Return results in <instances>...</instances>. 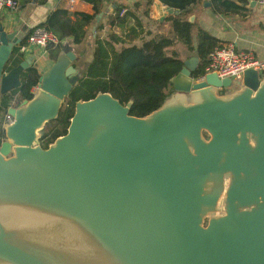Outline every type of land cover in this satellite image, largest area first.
I'll return each instance as SVG.
<instances>
[{"label": "water", "instance_id": "obj_1", "mask_svg": "<svg viewBox=\"0 0 264 264\" xmlns=\"http://www.w3.org/2000/svg\"><path fill=\"white\" fill-rule=\"evenodd\" d=\"M25 31L0 25V264H264V76L195 81L196 55L158 109L99 92L44 147L81 71L64 45L14 105Z\"/></svg>", "mask_w": 264, "mask_h": 264}, {"label": "trees", "instance_id": "obj_2", "mask_svg": "<svg viewBox=\"0 0 264 264\" xmlns=\"http://www.w3.org/2000/svg\"><path fill=\"white\" fill-rule=\"evenodd\" d=\"M30 1L32 0H21L23 4ZM83 1L93 6L92 13L75 12L73 19L72 13L68 10L57 8L38 25L57 34L62 41L56 46L49 47L54 60L66 44L73 48L75 45L87 43L94 50L92 60L74 86L59 117L50 121L42 130L41 143L45 147L67 132L76 102L91 99L99 92H110L123 104L132 100L130 113L135 116H145L161 107L174 92L172 77L184 65L179 53L171 49L177 41L183 43L189 50L196 51L199 64L195 76L205 73L210 64V53L223 45L220 39L185 17L188 8L201 0H160L163 4L180 10V14L166 18L171 24L169 34L163 32V21L153 19L149 15L148 6L154 0H146L145 9L140 14L124 5L115 7L110 11L105 31L101 22L95 31L92 30L97 16L105 10L104 0ZM210 1L215 10L230 13L243 12L249 3V0ZM135 6L138 7L139 4L136 3ZM116 28H127L128 33L123 36ZM194 34L197 36L196 46ZM89 36L94 38L93 41L88 40ZM27 39L28 37L23 43H26ZM18 51L19 46L14 49V65L22 60ZM84 53L85 49H82L76 60L81 61ZM40 75L36 66H31L23 72L21 86L10 93V96L15 98L16 105L34 96L32 88L38 84ZM10 96L3 97V105L6 107ZM0 130L4 134L1 127ZM205 135L208 137L207 133Z\"/></svg>", "mask_w": 264, "mask_h": 264}, {"label": "crops", "instance_id": "obj_3", "mask_svg": "<svg viewBox=\"0 0 264 264\" xmlns=\"http://www.w3.org/2000/svg\"><path fill=\"white\" fill-rule=\"evenodd\" d=\"M145 1L146 0H104L105 10L103 11L104 14L101 19L106 13L110 14V11H113V9L119 5L127 6L132 9V11L140 14L145 9ZM136 3L139 4L138 7L135 6ZM248 5L241 13H230L215 10L213 3L210 0H201L188 8L185 17L190 22H198L199 26L220 39L223 42V45L234 43L237 50L253 51L257 57L264 59V5H259L258 2L254 8H251ZM57 8L66 9L65 0H46L45 3H37L35 0H32L24 4L20 0V7L17 11L9 9L3 11L0 17L1 25H3L8 31L21 29L26 26L25 37L23 40L25 41L32 28L44 22L49 14ZM148 11L151 18L163 21V32L166 34H169L171 31L170 21L166 20V18L180 14L179 9L165 5L160 0H154L152 4L148 6ZM69 12L72 13V17L75 19L73 13H92L93 6L86 1L80 0L76 10ZM100 22L101 20L99 23ZM95 23L96 21L92 25L93 31L96 29L94 28ZM99 23L97 25H99ZM116 30L123 36H126V33H128L127 28H116ZM193 40L194 45L196 46V34H194ZM81 45L84 46L85 43ZM81 45H75L71 50L75 51L78 55L82 51ZM175 46L176 49L174 46L171 49H175L179 53V58L183 61L197 55L196 51L189 50L179 41L176 42ZM89 47L92 46L88 45V48ZM87 55L93 57V50ZM29 56H35L33 66H36L40 73H43L54 62V59L51 57V49L49 48L47 52H44L41 49L31 46L27 53L22 54L21 58ZM86 56H83V61H86L84 60ZM91 59L87 61L86 64L89 63ZM83 61H75L76 66L80 68L81 74L86 68L82 65ZM224 90L229 91L228 89ZM15 104L16 102L14 105ZM5 111L8 113L7 110ZM1 112L0 117L2 115Z\"/></svg>", "mask_w": 264, "mask_h": 264}, {"label": "built area", "instance_id": "obj_4", "mask_svg": "<svg viewBox=\"0 0 264 264\" xmlns=\"http://www.w3.org/2000/svg\"><path fill=\"white\" fill-rule=\"evenodd\" d=\"M80 0H65V6L68 11H75ZM259 5H264V0H257ZM20 7V0H0V17L5 9L17 11ZM1 25V20H0ZM61 41L60 37L46 29L45 27L35 26L32 28L27 42L19 46V54L28 52L31 46L47 52L49 47L58 45ZM210 64L205 73L195 77V81H200L205 78L209 72H215L217 75L224 78L243 79L244 73L248 69H255L261 77L264 76V59H260L253 51H239L234 43H228L216 47L209 55ZM37 85L32 92L37 91ZM13 116L6 113L5 119L0 122V127L3 124L12 122Z\"/></svg>", "mask_w": 264, "mask_h": 264}, {"label": "rangeland", "instance_id": "obj_5", "mask_svg": "<svg viewBox=\"0 0 264 264\" xmlns=\"http://www.w3.org/2000/svg\"><path fill=\"white\" fill-rule=\"evenodd\" d=\"M108 17H109V13H106L105 15H104V17L101 19V26H102V28H103V30L105 31L106 29H107V27H108V25H107V20H108ZM196 25H199V23L198 22H196ZM93 37H88V40L89 41H93ZM87 43H85V45L83 46V45H81V48L84 50L85 49V53H84V56H86L88 53H91V50H93L92 48L93 47H89L88 48V44L86 45ZM174 48L176 49V46L174 45ZM93 52H94V50H93ZM91 58H93L91 55H87L86 56V58H84V60H86V61H83V60H81V61H83V63H82V65L84 66V67H86L87 66V64H86V62L87 61H89ZM92 60V59H91ZM2 113V115H1V118L4 120L5 119V117H6V111L4 110V111H2L1 112ZM49 123V122H48ZM47 123V124H48ZM47 124H46V126H47ZM49 125V124H48Z\"/></svg>", "mask_w": 264, "mask_h": 264}, {"label": "flooded vegetation", "instance_id": "obj_6", "mask_svg": "<svg viewBox=\"0 0 264 264\" xmlns=\"http://www.w3.org/2000/svg\"><path fill=\"white\" fill-rule=\"evenodd\" d=\"M0 135L2 136V138L4 137V134L1 132V130H0ZM44 146V145H43ZM45 147V146H44Z\"/></svg>", "mask_w": 264, "mask_h": 264}]
</instances>
